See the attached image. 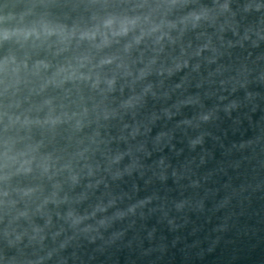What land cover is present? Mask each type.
Wrapping results in <instances>:
<instances>
[{
    "label": "water",
    "instance_id": "95a60500",
    "mask_svg": "<svg viewBox=\"0 0 264 264\" xmlns=\"http://www.w3.org/2000/svg\"><path fill=\"white\" fill-rule=\"evenodd\" d=\"M54 3L63 13L82 0ZM230 3L234 17L165 43L144 81L121 82L122 90L106 99L83 90V129L73 133L64 126L48 135L55 155L76 157L80 183L62 181L67 203L49 204L44 215L32 217L42 231L31 244L24 240L20 264L38 258L39 264H264V8L243 11L245 3L264 0ZM152 55L146 49L139 59ZM184 61L188 66L172 75L157 74ZM147 84L151 91L135 108L120 107ZM72 99L80 103L75 93ZM233 101L237 106L229 108ZM105 109L116 115L105 119ZM201 114L209 120L201 122ZM197 136L203 142L193 149ZM116 154L123 158L111 164ZM69 208L88 218L70 227L64 218ZM119 212L126 214L117 218ZM4 225L0 220V250Z\"/></svg>",
    "mask_w": 264,
    "mask_h": 264
},
{
    "label": "clouds",
    "instance_id": "9594fccd",
    "mask_svg": "<svg viewBox=\"0 0 264 264\" xmlns=\"http://www.w3.org/2000/svg\"><path fill=\"white\" fill-rule=\"evenodd\" d=\"M262 8L260 3H245L243 11L260 12ZM225 16H235L230 0H82L71 12L63 13L54 0H25L19 4L5 0L0 9L3 264H20L18 254L24 240L29 244L37 240L42 229L33 223V216L44 215L49 204L67 203V196L60 195L62 181L80 183V173L73 164L76 157L55 155L48 149V135L64 126L73 133L83 129L88 112L83 106V90L106 99L117 92L118 86L122 90L121 82L134 86L144 81L151 75L165 43L172 45L187 32L213 28ZM223 27L220 25L221 30ZM248 38L245 34L244 39ZM146 49L153 55L144 62L139 58ZM199 54L198 50L196 55ZM187 66V61L176 62L174 68L160 69L157 74L172 75ZM149 91L151 84L144 85L138 95L123 99L120 107L135 108ZM73 93L80 103L72 99ZM73 106L78 110H73ZM236 106L233 101L229 108ZM115 115V110L103 111L105 119ZM199 120L207 122L209 114H201ZM202 142L203 137L197 136L190 141V147L194 149ZM86 151L80 150L76 156L83 158ZM122 158L116 154L110 163L119 164ZM92 174L89 166L88 175ZM21 178L29 182H22ZM134 208L135 205L129 207L128 212ZM106 210L97 206L95 211ZM95 211L89 215L94 216ZM125 214L119 212L117 218ZM64 218L76 228L88 217L69 208ZM100 224L104 225V220ZM43 239L39 236L40 241ZM64 246L62 243L60 248ZM51 255L49 252L48 257ZM40 259L27 264H39Z\"/></svg>",
    "mask_w": 264,
    "mask_h": 264
}]
</instances>
